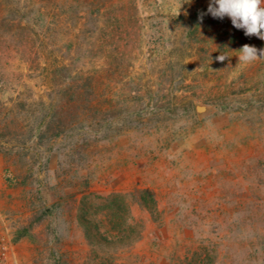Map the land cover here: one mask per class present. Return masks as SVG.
Here are the masks:
<instances>
[{
  "label": "rangeland",
  "instance_id": "rangeland-1",
  "mask_svg": "<svg viewBox=\"0 0 264 264\" xmlns=\"http://www.w3.org/2000/svg\"><path fill=\"white\" fill-rule=\"evenodd\" d=\"M210 2L0 0L11 264H264V58H238L264 40ZM71 74L86 114L32 139Z\"/></svg>",
  "mask_w": 264,
  "mask_h": 264
},
{
  "label": "trees",
  "instance_id": "trees-1",
  "mask_svg": "<svg viewBox=\"0 0 264 264\" xmlns=\"http://www.w3.org/2000/svg\"><path fill=\"white\" fill-rule=\"evenodd\" d=\"M61 69V68H60ZM61 71V70H59ZM72 78L69 82L66 83V86L60 87L58 90V104L55 106V110L52 112H48L44 115L41 124L38 127L37 133H32V139H38L41 136H45L49 134L52 137H61L65 136L67 132H71L74 127H76L78 122L72 121L70 118H72V115L77 113V117H83V114H86V111L84 107L82 108L81 105L84 106V96L85 95H94L95 90L92 88V86L86 83L85 81V87L83 89L77 88L75 86V81L78 78V76H73L72 74L69 76H65L64 80L68 81L69 78ZM88 82V81H87ZM83 100V101H82ZM80 107V108H79ZM86 108V106H85ZM82 109V110H81ZM89 110L92 116V121L90 124H88V127L96 134L98 137H102V135H97L99 131H101V127H97L95 129V125H100L98 121V116L101 113V108L99 106H95L91 104L89 106ZM43 127L46 129L43 131ZM24 146L21 145H5L4 142L0 140V152H17L19 149H23ZM49 156H45V160H49ZM150 201V200H149ZM152 203H154V200H151ZM147 207L150 209V211L153 213L154 207L151 206V204L147 201H145ZM153 205V204H152ZM85 234L86 236H91V229L88 224H84ZM30 231L28 227L19 228L14 232L13 239L19 240L22 237L29 236ZM141 236V232H139L137 238ZM123 238H120L119 240H116L117 242H121Z\"/></svg>",
  "mask_w": 264,
  "mask_h": 264
},
{
  "label": "clouds",
  "instance_id": "clouds-1",
  "mask_svg": "<svg viewBox=\"0 0 264 264\" xmlns=\"http://www.w3.org/2000/svg\"><path fill=\"white\" fill-rule=\"evenodd\" d=\"M208 13L219 19L228 16L233 26L243 29L246 36L255 35L264 40V0H211ZM239 52V61L246 64L264 58V49L258 50L248 44H244ZM226 57L220 55L217 59L223 61Z\"/></svg>",
  "mask_w": 264,
  "mask_h": 264
},
{
  "label": "built area",
  "instance_id": "built-area-1",
  "mask_svg": "<svg viewBox=\"0 0 264 264\" xmlns=\"http://www.w3.org/2000/svg\"><path fill=\"white\" fill-rule=\"evenodd\" d=\"M13 249V234L7 224L3 221L0 224V264H11V254Z\"/></svg>",
  "mask_w": 264,
  "mask_h": 264
},
{
  "label": "bare ground",
  "instance_id": "bare-ground-1",
  "mask_svg": "<svg viewBox=\"0 0 264 264\" xmlns=\"http://www.w3.org/2000/svg\"><path fill=\"white\" fill-rule=\"evenodd\" d=\"M198 105H200V104H198ZM198 108L201 110V109H203V106H199Z\"/></svg>",
  "mask_w": 264,
  "mask_h": 264
}]
</instances>
